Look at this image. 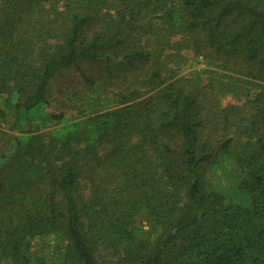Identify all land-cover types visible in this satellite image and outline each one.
I'll return each instance as SVG.
<instances>
[{
	"label": "trees",
	"instance_id": "obj_1",
	"mask_svg": "<svg viewBox=\"0 0 264 264\" xmlns=\"http://www.w3.org/2000/svg\"><path fill=\"white\" fill-rule=\"evenodd\" d=\"M186 51L264 81V0H0V123L30 126L2 138L0 264H46L47 235L52 264H264V88L179 76ZM81 65L123 87L115 106L40 132L52 81ZM228 160L246 202L208 177Z\"/></svg>",
	"mask_w": 264,
	"mask_h": 264
},
{
	"label": "rangeland",
	"instance_id": "obj_2",
	"mask_svg": "<svg viewBox=\"0 0 264 264\" xmlns=\"http://www.w3.org/2000/svg\"><path fill=\"white\" fill-rule=\"evenodd\" d=\"M186 62L181 66L179 76L185 77H201L204 83L209 81L211 76H227L236 75L244 80L256 81L257 85H247L252 93L264 88V81L253 77L245 72L244 75L238 72V67L233 62H229L230 59L224 55L218 56L214 54L212 57L206 58L205 56H195L191 51H186ZM219 57V58H218ZM240 65H243L240 63ZM245 66V65H243ZM89 65H81L79 67H72L64 70L56 75L50 86V94L48 96L49 102L41 105L39 108L36 122L33 127L39 126L40 132L47 131L57 125L56 122L46 120L47 115L50 113H64L65 120L82 119L90 115H95L100 110L113 108L115 106L116 97L113 91H119L123 87H105L101 85V80L95 81L94 84L89 82L84 75H88L90 78L95 79L96 72H92ZM95 73V74H94ZM122 83V81H121ZM244 86L245 83L243 82ZM244 98L235 97L233 95L220 96L219 102L222 106L230 104L242 103ZM5 104L4 99H0V106ZM30 126L25 125V132H19L18 130H11L7 127L6 122L0 123V151L5 149L4 141L7 132L11 134H27ZM38 129L36 131H38ZM235 128H231L227 134H233ZM224 130L219 128L218 135L224 134ZM208 177L216 189L225 194L227 200L243 203L246 202V195L239 193L237 189L238 175L236 167L231 160L225 161L221 166L213 169L208 173ZM135 234L138 238L146 236L155 237L159 230L154 229L152 221L144 216H139L136 220ZM57 235H47L36 237L33 241L31 252L35 257H42L46 264H52L58 261L59 251Z\"/></svg>",
	"mask_w": 264,
	"mask_h": 264
}]
</instances>
